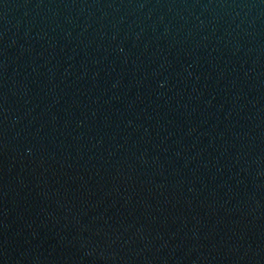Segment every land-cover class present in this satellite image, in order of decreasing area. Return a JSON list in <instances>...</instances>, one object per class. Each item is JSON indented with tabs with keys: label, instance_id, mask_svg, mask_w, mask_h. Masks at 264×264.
Returning <instances> with one entry per match:
<instances>
[{
	"label": "water",
	"instance_id": "water-1",
	"mask_svg": "<svg viewBox=\"0 0 264 264\" xmlns=\"http://www.w3.org/2000/svg\"><path fill=\"white\" fill-rule=\"evenodd\" d=\"M0 264H264V0H0Z\"/></svg>",
	"mask_w": 264,
	"mask_h": 264
}]
</instances>
